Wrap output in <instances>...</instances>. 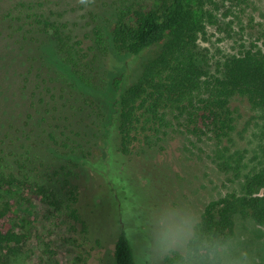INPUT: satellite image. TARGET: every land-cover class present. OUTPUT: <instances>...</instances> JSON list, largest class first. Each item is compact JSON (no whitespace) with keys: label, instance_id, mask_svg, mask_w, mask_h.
Segmentation results:
<instances>
[{"label":"trees","instance_id":"trees-1","mask_svg":"<svg viewBox=\"0 0 264 264\" xmlns=\"http://www.w3.org/2000/svg\"><path fill=\"white\" fill-rule=\"evenodd\" d=\"M253 2L0 0V264H18L39 205L53 257L66 226L133 264L122 215L175 196L174 139L210 143L229 187L202 210L206 226L264 225V125L251 168L234 106L264 119V43L220 56L204 46L211 27L243 26Z\"/></svg>","mask_w":264,"mask_h":264},{"label":"rangeland","instance_id":"rangeland-1","mask_svg":"<svg viewBox=\"0 0 264 264\" xmlns=\"http://www.w3.org/2000/svg\"><path fill=\"white\" fill-rule=\"evenodd\" d=\"M75 15L72 14V17ZM243 20V26L235 24L233 30L228 29V32H223L215 26L209 29V40L204 43V46L210 49V56H220L218 50L234 53L243 40L261 38L264 43V0H254L253 6L243 15ZM234 106L241 113L238 146L247 149L248 164L252 168L262 161L263 115L254 111L245 101H235ZM209 144L204 141L194 145L187 139H183L181 144V140L174 139L169 150L170 159L180 175L175 196L171 200L186 203L197 209L200 214L208 202L229 190L223 175L219 174L214 167ZM83 172L89 176L86 170L83 169ZM34 211L36 215L32 219L36 217L39 220L45 212V207L39 205ZM38 220L26 225L24 231L32 234L33 238L19 247L18 264H115L114 245L111 244L108 248L82 245V240L73 236L66 226L62 228V231L67 242L61 241L58 244L60 253L58 257H53L40 239L49 241L55 239L54 235H48L49 226L44 227ZM237 232L246 235L250 248L264 262V225L241 220Z\"/></svg>","mask_w":264,"mask_h":264},{"label":"clouds","instance_id":"clouds-1","mask_svg":"<svg viewBox=\"0 0 264 264\" xmlns=\"http://www.w3.org/2000/svg\"><path fill=\"white\" fill-rule=\"evenodd\" d=\"M122 220L133 264H264L244 233L208 227L197 209L178 200L158 201Z\"/></svg>","mask_w":264,"mask_h":264}]
</instances>
